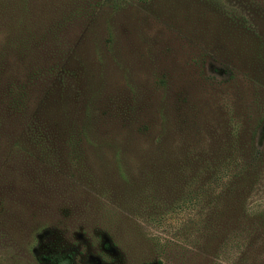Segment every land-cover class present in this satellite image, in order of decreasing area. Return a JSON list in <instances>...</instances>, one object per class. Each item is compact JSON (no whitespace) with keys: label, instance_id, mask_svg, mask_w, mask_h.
Listing matches in <instances>:
<instances>
[{"label":"rangeland","instance_id":"rangeland-1","mask_svg":"<svg viewBox=\"0 0 264 264\" xmlns=\"http://www.w3.org/2000/svg\"><path fill=\"white\" fill-rule=\"evenodd\" d=\"M243 129L264 212V0H0V264H264L205 251L208 184L183 165ZM161 135L178 180L132 196L90 148L125 142L138 175Z\"/></svg>","mask_w":264,"mask_h":264},{"label":"trees","instance_id":"trees-1","mask_svg":"<svg viewBox=\"0 0 264 264\" xmlns=\"http://www.w3.org/2000/svg\"><path fill=\"white\" fill-rule=\"evenodd\" d=\"M85 129H87L86 133L91 131L88 125ZM164 129L166 130V124L161 127V132ZM244 135V129L236 134L228 133L221 139L214 135L211 137L213 141L211 146L200 148L196 153H188L184 159L188 161L185 163L177 156L178 153L168 146L170 143L166 141V137L161 135L155 140L153 149L143 157L142 165H146V168L137 171L138 175L126 166L129 146L126 147L125 142L111 143L104 140L101 146L89 145L92 149H113L116 173L119 182L130 188L128 194L133 190L136 191L134 187L138 183H141L138 185L141 189L144 186L147 188V184L149 187L161 188L165 182L161 181L159 176H163L167 169L172 175L169 183L174 185L175 178H178L175 167L182 163L196 166L199 186L204 187V183L208 184L206 205L209 215L202 224L207 225V231L212 230L204 249L205 251L211 249L215 254L216 244L223 241L228 246L234 242L240 250L243 249L242 251L254 248V245L258 244L264 246V212L253 211L247 206L248 199L259 182L260 169L255 163L258 154L254 150L252 141L246 139ZM154 173L156 177H153ZM204 194L203 190L202 195ZM132 195L133 192L128 196ZM200 196L199 194L197 197L198 203ZM219 227H222L224 232L220 233ZM48 261L51 264H73L72 260L65 256H51L48 257Z\"/></svg>","mask_w":264,"mask_h":264}]
</instances>
